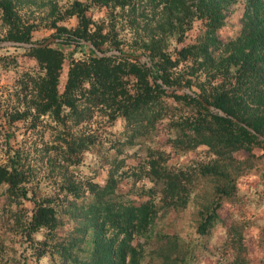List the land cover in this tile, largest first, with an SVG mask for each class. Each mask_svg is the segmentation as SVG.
<instances>
[{
    "label": "trees",
    "instance_id": "obj_1",
    "mask_svg": "<svg viewBox=\"0 0 264 264\" xmlns=\"http://www.w3.org/2000/svg\"><path fill=\"white\" fill-rule=\"evenodd\" d=\"M244 2L240 32L223 40L218 31L225 24L224 12L235 0H73L62 16L75 17V27L52 23L56 30L51 36L60 41L44 47H12L17 53L21 51V58L33 62V73H25L22 80L25 109L7 110V123L27 118L32 109L36 115H49L64 128L79 124L96 111L111 123L123 121L120 133L124 137H117L118 143L106 151L96 149L97 138L92 134L58 132L64 162L77 164L82 153L92 151L101 157L100 164L107 173L103 179L86 177L75 182L68 178L61 183L59 193L72 198L68 212L62 210L66 206L62 200L56 203L51 197L33 199L28 195L31 173L17 167L15 152L8 163L0 165V185L6 186L10 204L33 199L26 227L29 233L43 231L38 257L49 252L52 264H144L139 238L149 232L160 207L185 206L188 184L200 176L219 181L217 195L201 211L196 228L201 240L197 244H202L203 252L207 250L212 229L225 224L220 208L225 202H234L238 192L237 177L228 170L237 162L236 154L243 151L248 158H264V0ZM17 3L19 0H0V20L6 26L0 40L44 43L45 38L34 37V25L21 19ZM93 5L107 7L112 19L136 28L132 32L140 43L132 48L144 49L153 67L129 57H99L89 48L83 57H75L74 51L85 46L78 43L79 39L91 41L100 51L110 50V45L128 53L120 47L114 23L104 32L105 27L92 19L88 8ZM196 20L200 30L194 41L167 52L164 46L169 39L183 42ZM140 24L143 28L137 29ZM62 46H71L72 51L66 54ZM188 62L197 65L177 71L180 63ZM198 72L208 77L202 81ZM187 74L197 76L193 79ZM163 84L185 86L194 95L169 90ZM206 104L226 116L212 112ZM164 121L171 132L165 142L177 152H197L211 159L203 164L193 160L186 168L172 167L164 150L146 146L142 139L140 146L148 156L146 166L137 168V173H142L135 178V186L122 191L116 177L125 166L120 154L136 145L138 138H149L152 133H148ZM255 148L262 153L256 155ZM142 178L152 186L136 196V182ZM64 223L73 225L67 236L59 232ZM239 225L244 223L233 221L227 226L223 245L233 251L231 264H248L244 255L246 235ZM162 238L161 257L166 262L179 260L182 245L178 237ZM189 253L185 250L183 258H192ZM197 261L194 257L190 260ZM12 264L27 263L14 259ZM258 264H264V259Z\"/></svg>",
    "mask_w": 264,
    "mask_h": 264
},
{
    "label": "rangeland",
    "instance_id": "obj_2",
    "mask_svg": "<svg viewBox=\"0 0 264 264\" xmlns=\"http://www.w3.org/2000/svg\"><path fill=\"white\" fill-rule=\"evenodd\" d=\"M73 0H19L17 3L18 14L27 24L34 25L33 35L37 39H49L51 34L56 30L55 25H63L68 29H73L76 25L75 17H64L63 12ZM246 5L244 0H235L225 11V24L220 28L219 36L226 40L229 37L237 35L241 30L243 13ZM88 13L98 25L105 27L104 32L108 31L110 24H115L118 31L117 40L120 41L122 50L132 53L133 55L145 56L146 61L141 63L148 67H153L151 59L144 54V49H134L137 43H140L139 36L134 35L132 31L135 27H128V23L123 20L112 19L107 7L90 6ZM63 17V18H62ZM142 23V22H141ZM200 21L196 20L192 29L185 34L183 42H176L175 39H169L164 48L167 52H174L183 44L194 41L195 36L200 30ZM142 29V24L139 25ZM92 28L95 29L93 25ZM6 26L0 20V39L5 35ZM144 34V31L140 36ZM109 40L111 38L109 37ZM2 41V40H1ZM58 42V41H54ZM109 43V42H108ZM106 44L104 46H108ZM110 50H118L116 46H110ZM66 54L72 51L71 46H62ZM109 51V50H107ZM21 51L17 53L12 47H0V165L8 163L13 152L16 154L17 167L24 173H31L30 180L27 183L29 188L28 195L35 198L51 197L56 203L62 200V210L67 211L71 208V197H66L59 193V185L68 181V178L75 182L84 180L86 177L93 179H103L106 177V169L101 166V157L95 152L87 151L81 154L77 164H68L62 159V150L59 145L63 143L57 140L59 131L69 132L75 135H94L96 139V149L106 151L109 145H113L117 137L123 138L120 131L123 129V121L116 119L111 123L107 116L96 111L90 117L84 118L79 124L73 127H66L54 122L47 114L36 115L31 110L27 118L17 120L11 125L7 123L5 112L25 109L24 87L25 73H33L30 65L25 58L20 57ZM88 53V48L82 46L74 51L75 57H83ZM15 59L12 60V59ZM197 63L188 62L180 63L177 71ZM202 81L208 76L198 72ZM65 70L62 74L64 78ZM196 74L186 77H196ZM63 81V80H62ZM61 81V83H62ZM178 87V86H170ZM185 89L186 87L183 86ZM197 89V87H196ZM178 91H182L179 90ZM165 121L157 125V129L148 134V138L143 136L135 140L136 145L128 147L119 157H124L125 166L118 171L116 177L118 186L122 191L134 185L135 178L142 172L137 173V168H144L148 156L144 147L140 144L142 139L145 145L153 149L164 150L167 155V162L172 167L186 168L195 160L199 164L206 163L211 159L210 156L197 154V152L181 153L169 142H165L166 137L171 133L165 128ZM70 125V123L68 124ZM145 134V135H148ZM63 136V135H62ZM100 139V140H99ZM99 141V142H98ZM202 153V152H201ZM254 153L260 155V148H255ZM14 155V156H15ZM237 162H234L228 170L236 176L238 192L235 201L232 203L225 202L220 208V213L225 219L224 225H217L208 237L207 250L203 252L197 244L201 242L196 232L200 213L206 205L216 196L215 187L218 180L214 177H196L192 178L188 184L189 195L184 207L170 208L160 207L150 230L146 235L139 238L144 249V264H231L233 251L223 245L228 232L227 226L233 221H241L239 225L246 235L245 243L247 251L244 253L248 264H258L259 260L264 259V158H248L245 152L241 151L236 154ZM239 161V163H238ZM235 168V169H234ZM234 170L236 171L234 173ZM31 171V172H29ZM138 174V175H137ZM152 186L147 178L137 180L134 193L139 196L142 189ZM6 186L0 185V264H12L14 259H20L21 263L26 261L27 264H52V254L46 252L45 255L38 257L42 245L38 242L43 239V231L29 233L26 224L30 217V210L33 206V199L23 200L22 204H10L6 193ZM71 227L64 223L60 228V235L67 236ZM78 227L75 224L74 229ZM29 234V235H28ZM164 235L177 236L179 243L182 245L180 252L181 258H176L175 262H166L161 257L163 248ZM185 250H190L188 257L197 258L199 261L190 262L184 259ZM171 259H174L171 258Z\"/></svg>",
    "mask_w": 264,
    "mask_h": 264
},
{
    "label": "water",
    "instance_id": "obj_3",
    "mask_svg": "<svg viewBox=\"0 0 264 264\" xmlns=\"http://www.w3.org/2000/svg\"><path fill=\"white\" fill-rule=\"evenodd\" d=\"M61 39H57L54 37H51L49 39H47L44 43H29V42H21V41H12V40H0V47H44L49 45L51 42L54 41H60ZM78 43L85 45L87 48L94 50V52L99 56V57H113V56H121V57H129L135 60H144L146 61V65H150V61L142 55H133V54H129V53H122L119 50H109V51H100L98 50L91 41L85 40V39H79ZM161 82V81H159ZM163 86L169 90L172 89H179L182 90L183 92L189 93L191 95H194V93L188 89V88H184L183 86H179V87H170V86H166L163 84ZM206 106L208 107V109H210L212 112L214 113H218L221 116H226V114L221 111L218 108H215L212 105H208L206 104ZM236 121V119H234ZM249 130H252L251 128H249ZM260 136V135H259ZM262 138V136H260ZM264 139V137H263Z\"/></svg>",
    "mask_w": 264,
    "mask_h": 264
}]
</instances>
